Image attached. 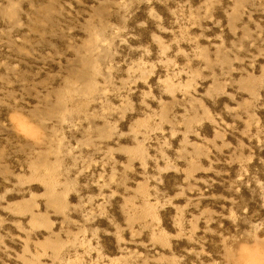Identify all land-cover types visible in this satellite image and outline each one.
Segmentation results:
<instances>
[{
	"label": "rangeland",
	"instance_id": "rangeland-1",
	"mask_svg": "<svg viewBox=\"0 0 264 264\" xmlns=\"http://www.w3.org/2000/svg\"><path fill=\"white\" fill-rule=\"evenodd\" d=\"M0 264H264V0H0Z\"/></svg>",
	"mask_w": 264,
	"mask_h": 264
}]
</instances>
